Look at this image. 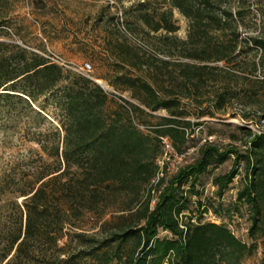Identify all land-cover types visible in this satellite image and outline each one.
Here are the masks:
<instances>
[{
    "label": "trees",
    "instance_id": "16d2710c",
    "mask_svg": "<svg viewBox=\"0 0 264 264\" xmlns=\"http://www.w3.org/2000/svg\"><path fill=\"white\" fill-rule=\"evenodd\" d=\"M162 1L168 5L166 10L155 14L143 10L140 14L149 31H164L171 48L199 64H175L178 68L169 72L167 87L155 80L166 89L163 95L139 76L118 74L112 84L123 83L151 111L166 110L169 116L161 117L156 139L160 142V136L169 137L174 148L183 153L189 149L190 126L183 119L185 99L197 107L205 103L209 114L224 112L232 100H241L252 107L243 114L245 119L258 112L264 115V35L259 30L254 36L240 37L250 0H236V7L232 5L235 0ZM138 5L144 9L147 2ZM173 10L188 23L183 40L171 36L178 29L172 20ZM121 47L118 60L137 66ZM249 57L251 64L240 77L245 85L241 94L222 82L210 96L199 92L207 81V62L239 63ZM47 94L60 113V126L41 130L47 121L46 107L37 103ZM107 102V93L94 80L77 73L64 74L57 64L0 42V126L5 129L10 124L14 129L25 117L30 131L27 138L38 147L0 168V264H240L250 246L227 225L203 221L201 215L196 220L190 215L182 219V214L190 208L192 194H199L198 177L233 155L230 169L215 176L213 183L222 196L243 161L244 180L236 203L250 208L249 234L253 236L261 227L264 212V132L240 127L248 136L243 151L234 145L222 148L205 141L196 158L158 179L156 186L161 191L151 205L157 166L154 155L148 153L149 138L130 117L117 110L106 112ZM134 108L143 112L140 106ZM144 184L148 186L141 199L138 193ZM130 194L133 198L120 211L137 216L135 220L125 218V226L110 230L106 237L99 232L108 220L95 232L85 229L89 218L97 224L106 213L117 212L110 209L111 199ZM198 204L203 207L200 201ZM203 209L205 212L207 207ZM160 230L169 236L160 238ZM130 240L139 254L131 252L123 258L120 249Z\"/></svg>",
    "mask_w": 264,
    "mask_h": 264
},
{
    "label": "rangeland",
    "instance_id": "374dc122",
    "mask_svg": "<svg viewBox=\"0 0 264 264\" xmlns=\"http://www.w3.org/2000/svg\"><path fill=\"white\" fill-rule=\"evenodd\" d=\"M141 2H147L144 9L138 5ZM232 5L236 7L237 1L232 2ZM248 5L249 11H246L244 21L240 24V37L254 36L259 30L264 35V0H250ZM167 8V3L162 0H0V42L33 52L57 64L64 74L77 73L98 83L108 96L106 112L111 114L117 110L124 114V117H130L132 124L148 136V153L154 155L153 160L158 172L157 160L162 153V147L156 139L155 130L162 123L161 117H167L169 113L164 109L151 111L145 108L128 89H125L123 83L116 81L114 85L112 82L114 83V77L118 74L139 76L153 84L159 94L163 95L166 89L160 85L169 86L167 76L170 71L177 70L175 64H199L195 59L182 57L179 49L171 48L173 45L164 39V31L150 32L140 15L143 10L155 14ZM172 20L178 29L171 36L185 39L187 20L176 10H173ZM118 46H122L124 53L130 54L131 62L137 66H128L118 60ZM249 59L251 57L230 64L207 62L209 69L204 73L207 81L199 92L203 96H210L222 82L228 83L241 94L245 85L240 77L249 68ZM155 80L160 85H156ZM182 102L183 119L190 122L187 128V144L191 148L184 163L196 158L199 146L205 141L213 142L222 148L234 145L241 151L245 150L248 136L239 131L240 127H247L252 133L264 132V115L260 116L259 112L251 114L250 120L243 117V114L252 108L245 101L232 100L224 112L213 114L208 113L210 108L205 103L197 107L187 99ZM37 105L46 107L44 112L47 121L40 129L52 126L59 128L60 113L53 106L52 96H40ZM121 106H124V109ZM138 106L143 112L134 108ZM126 107L131 109V113ZM25 119L24 117L17 123L14 129L10 124L5 129L0 126V168L8 160L27 156L28 149H38L37 145L27 138L26 134L30 131ZM232 161L233 155H230L222 164L210 167L198 177L199 194H192L193 202L188 210L183 211L182 219L185 215H190L192 220H196L201 215L203 221L227 225L237 238L250 246L249 251L241 257L240 264H264V212L261 227L252 236L249 234L250 208L246 204L236 203V193L244 180L243 161L224 194L218 196L216 193L213 178L227 172ZM147 186L142 185L138 193L141 199L146 194ZM133 196L134 194L122 195L116 200L111 199L110 209L113 208L112 210L117 212L106 213L97 224L89 218L85 229L90 233L95 232L99 230L101 222L108 220L109 223L99 232L100 236L106 237L110 230L124 227L125 218L131 222L132 219L135 220L137 216L132 217L128 212L120 211ZM198 201L203 207H207L205 212ZM158 236L161 238L169 234L160 230ZM131 252L139 254V249L132 240L122 245L119 254L124 258Z\"/></svg>",
    "mask_w": 264,
    "mask_h": 264
},
{
    "label": "built area",
    "instance_id": "2783aa9c",
    "mask_svg": "<svg viewBox=\"0 0 264 264\" xmlns=\"http://www.w3.org/2000/svg\"><path fill=\"white\" fill-rule=\"evenodd\" d=\"M159 140L162 147V153L160 155V158L157 160L159 164V170L156 173L154 179L152 180V186L150 189L151 205L155 203L156 197L161 191V188L160 187L158 188L156 186L158 179L164 177L165 175L169 176L175 173L180 167V165H182L185 162V156L188 154L189 150L191 149L189 148L187 149L186 152L180 153L174 148L169 137L160 136ZM169 165L171 166L170 169H169Z\"/></svg>",
    "mask_w": 264,
    "mask_h": 264
}]
</instances>
